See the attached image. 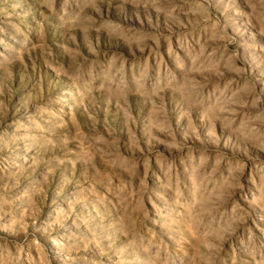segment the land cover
I'll return each mask as SVG.
<instances>
[{"label": "rangeland", "instance_id": "1", "mask_svg": "<svg viewBox=\"0 0 264 264\" xmlns=\"http://www.w3.org/2000/svg\"><path fill=\"white\" fill-rule=\"evenodd\" d=\"M0 264H264V0H0Z\"/></svg>", "mask_w": 264, "mask_h": 264}]
</instances>
